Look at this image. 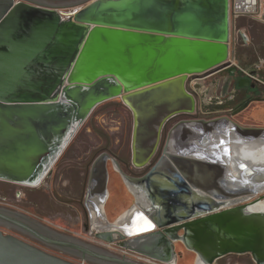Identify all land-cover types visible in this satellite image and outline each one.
Listing matches in <instances>:
<instances>
[{
  "label": "water",
  "instance_id": "1",
  "mask_svg": "<svg viewBox=\"0 0 264 264\" xmlns=\"http://www.w3.org/2000/svg\"><path fill=\"white\" fill-rule=\"evenodd\" d=\"M66 10L0 0L1 182L37 188L93 111L112 100L132 116L131 167L149 168L165 125L197 112L188 79L230 62L229 0H90ZM181 124L193 152L176 153L174 129L141 178H129L106 154L94 161L87 194L96 205L94 237L160 264H176L175 244L193 253L195 264L231 255L264 264V213L249 210L264 201V167H246L229 147L264 144V128L228 117ZM109 161L127 188L137 189V203L114 223L103 210ZM0 221L84 259L136 264L53 241L1 213ZM0 264L76 263L0 231Z\"/></svg>",
  "mask_w": 264,
  "mask_h": 264
},
{
  "label": "rangeland",
  "instance_id": "2",
  "mask_svg": "<svg viewBox=\"0 0 264 264\" xmlns=\"http://www.w3.org/2000/svg\"><path fill=\"white\" fill-rule=\"evenodd\" d=\"M89 1L72 0L46 4L53 8H58L63 12H68L66 9L74 10L82 8ZM234 68L237 69L236 79L244 78L250 85L256 87L255 91L248 88L246 90L247 93L260 97V100L251 103L242 114L232 120L241 126L264 128V10L261 16L241 18L235 27L231 28L229 63L207 74L192 76L188 79L186 85L187 91L197 101L195 116L206 117L202 113L205 111V103L214 104L222 100L220 98L222 96L220 95L225 93V89L227 92L230 90L232 82L228 77L226 79L229 84L227 85L226 81L220 85L219 91L222 94L218 91V84L223 80L220 77L228 76L227 71H231ZM240 70L243 72H240ZM253 74L255 77L252 78L251 75ZM214 79H217L218 84L214 83ZM108 105L117 106L109 107ZM229 108H231L230 105ZM116 109H119V111H115ZM222 114H224L223 110H219L209 116L214 118ZM122 117H125L128 123L125 130V138L128 143L132 132L131 113L119 100H112L98 106L93 111L64 150L58 166L62 175L65 176L62 181L66 183L70 182L73 186L72 190L78 192L75 198H72L68 193L71 191L70 187H67L64 194H61V197L53 198L52 196L46 197L43 195L38 187H23L0 181V213L24 223L53 241L81 245L100 255L121 259L123 255L117 246H109L103 243L94 237V231L86 229L89 216L83 215L82 211L78 208L79 206H77L78 202L82 201L80 189L82 188V182L85 180L80 175V170H72L70 173L69 165H76L79 168L78 165L81 163V160L86 157V150L89 149V146L96 143L95 140L97 139L91 133L92 128L102 138H106L107 146L114 149L111 144L112 142L109 143L108 138L112 140L115 138L116 132L114 130L119 128L117 124ZM108 190L111 195L108 201L110 205L113 204V201H116L118 203L125 202V208L133 207L132 197L127 193L121 178L115 172H110ZM109 204L106 206V211L109 210ZM0 231L5 235H12L31 244L48 254L76 264H109L91 257H85L84 259L80 252L72 249L46 245L24 231L3 221H0ZM175 249L178 252V264H195V255L185 250L181 244H176ZM224 261H226V264H255L249 255L243 257L232 256Z\"/></svg>",
  "mask_w": 264,
  "mask_h": 264
},
{
  "label": "flooded vegetation",
  "instance_id": "3",
  "mask_svg": "<svg viewBox=\"0 0 264 264\" xmlns=\"http://www.w3.org/2000/svg\"><path fill=\"white\" fill-rule=\"evenodd\" d=\"M23 1H28V2H40V3H54V2H48L44 0H23ZM231 71H227L228 76H221L222 82L218 84L217 79H214V83L219 85L220 90V85L225 83L227 81V85L229 84L228 80L226 78H230L232 85L230 87V90L227 92L225 89V93L223 95H220L222 100L217 102V103H205L204 107V112L203 115H206V117H178L170 120L165 127L162 130L161 134V141L159 145V150L157 153L156 158L153 160L151 166L145 170H136L132 167H130L128 158H129V151L131 150V139H128V143L125 138V130L126 126H128L127 120L125 117H122V119L119 120V123L117 124L119 126L118 129L114 130L116 132L115 138L109 139V143L112 142L111 144L113 145L114 149L110 148V146H107V140L106 138H102L100 134L96 133L94 129H91V133L94 135V137L97 139L95 140L96 143L92 144L89 146V149L86 150V157L85 159L81 160V163L78 165L79 168L74 165L71 166L69 165V172L71 173L72 170H80L81 171V176L84 177V182H82V188L80 189V194L82 197V201H77L79 206L78 208L82 211L83 215H87L88 217V226L86 227L87 230L93 231L91 227V221H90V213L95 210L96 205L92 200L87 199V194H88V180H89V172L90 169L94 163V161L101 155L106 154L110 158H112L119 166L121 171L127 175L129 178L132 179H137L145 176L150 170L159 162L160 158L163 155V149L167 143V139L170 135V133L175 129V132L173 133V138L174 141L176 140H181V144L176 145L177 147V152L176 153H182V154H188L193 152L191 149V138L190 134L186 130V127L181 124L185 121H190V120H208L212 119L213 117H210L209 115H212L216 113V111L223 110L222 115L218 117H228L231 120L234 119L235 117L239 116L242 114L248 107L249 105H246L247 101H251L252 103L258 102L260 100V97H256L253 95H249L247 93V89H251L252 91H255L256 87L254 85H250V83L244 79V78H239L236 79L235 77L237 76V69L234 70V72L231 74ZM240 72H243L240 70ZM252 77H255V75H251ZM226 85V86H227ZM227 92V93H226ZM258 92H260L258 90ZM229 105L231 108H229ZM109 107L111 106H117V105H108ZM245 107V109H244ZM117 108V107H116ZM243 109V110H242ZM115 111H119V109H116ZM115 113V112H114ZM121 117V116H120ZM215 118V117H214ZM235 122V121H234ZM237 123V122H235ZM238 124V123H237ZM181 132V133H180ZM103 135V134H101ZM108 135V133H107ZM132 135V132H131ZM203 136H199L198 140H202ZM108 143V145H109ZM64 153L58 158V160L55 162V164L51 167L50 171L48 174L43 178L42 182L38 186L39 190L45 195L46 197L52 196L54 197H61V194H64L65 190L67 187L71 188V191L68 193L72 196V198H75L78 194L77 191L72 190L73 186L71 185L70 182H63L62 179L65 178L64 175L60 172L59 169V162L60 159L62 158ZM80 161V160H79ZM163 168V167H162ZM166 169V168H163ZM108 172H109V180L107 183V193L109 197V182H110V172H114L112 165L110 161L108 162ZM123 183V181H122ZM125 190L127 193L132 197L134 195H137V189L134 190V192H131L129 188L123 183ZM108 200V199H107ZM107 203V202H106ZM105 203V205H106ZM105 205L103 207V210L105 212ZM133 206V205H132ZM92 236V234H91ZM48 238V237H47ZM50 239V238H49Z\"/></svg>",
  "mask_w": 264,
  "mask_h": 264
},
{
  "label": "built area",
  "instance_id": "4",
  "mask_svg": "<svg viewBox=\"0 0 264 264\" xmlns=\"http://www.w3.org/2000/svg\"><path fill=\"white\" fill-rule=\"evenodd\" d=\"M263 10L264 0H229L230 28L235 27L241 18L261 16ZM120 253L123 255L122 258L136 264H160L134 253L124 252L122 250H120Z\"/></svg>",
  "mask_w": 264,
  "mask_h": 264
},
{
  "label": "bare ground",
  "instance_id": "5",
  "mask_svg": "<svg viewBox=\"0 0 264 264\" xmlns=\"http://www.w3.org/2000/svg\"><path fill=\"white\" fill-rule=\"evenodd\" d=\"M229 147L231 149V154L235 159L243 160L246 167H250L251 165L264 167V144L255 143L243 146L231 144ZM232 171V168H229L228 173ZM249 210L255 213H264V201L251 206Z\"/></svg>",
  "mask_w": 264,
  "mask_h": 264
},
{
  "label": "crops",
  "instance_id": "6",
  "mask_svg": "<svg viewBox=\"0 0 264 264\" xmlns=\"http://www.w3.org/2000/svg\"><path fill=\"white\" fill-rule=\"evenodd\" d=\"M25 2H27V3H29V4H33V5H35V6H39V7H47V8H53V7H51V6H48L46 3H40V2H28V1H25ZM220 149H221V147H220ZM220 149H218V151L220 152V155H219V157H220V159H221V161H222V165H224L225 163H224V161H225V157L223 156V154H222V150H220ZM212 153H210V155H211ZM129 158H128V162H129V165H130V167H131V163H130V161H131V150L129 151ZM230 173H228V172H226V174H225V178L227 179V181H231V177L233 176V177H235V174L233 173V174H230ZM232 175V176H231ZM218 181V180H217ZM226 188H227V186H226ZM228 188L230 189V190H232V188H231V186L229 187L228 186ZM110 193H109V197H108V200H107V203H106V205H105V216H106V218H107V220H108V222L109 223H114L118 218H120L121 216H123L127 211H128V209H130V208H125L126 206V203L124 202V203H122V202H116V201H113V204H109L108 203V201H109V199H110ZM115 200H116V198H115ZM137 203V195H134V197H133V199H132V205L134 206L135 204ZM109 204V210L108 211H106V206ZM175 248H176V244H175ZM174 248V252H175V254H176V264H178L177 263V255H178V252H177V250ZM182 253V252H181ZM244 256H248V255H244ZM230 257H232V255L231 256H227V257H225V258H222V259H220V260H218L217 262H216V264H226V261H224L225 259H227V258H230ZM236 257H243V256H236ZM252 260V259H251ZM179 262V261H178ZM254 263V262H253Z\"/></svg>",
  "mask_w": 264,
  "mask_h": 264
}]
</instances>
